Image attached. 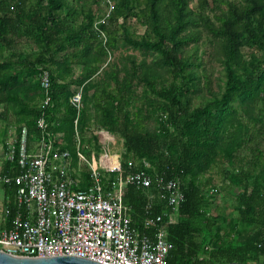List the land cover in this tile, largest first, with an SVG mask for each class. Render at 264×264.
<instances>
[{
  "label": "trees",
  "instance_id": "1",
  "mask_svg": "<svg viewBox=\"0 0 264 264\" xmlns=\"http://www.w3.org/2000/svg\"><path fill=\"white\" fill-rule=\"evenodd\" d=\"M77 1L0 0V140L12 118L39 137L45 71L47 132L76 165L69 100L82 88L77 129L82 149L94 145L88 159H99L101 129L122 140L125 177L146 162L152 178L182 184L178 220L164 231L174 247L167 264H264V0H102V14ZM207 63L221 68L216 91ZM7 168L19 174L16 163ZM14 194L6 186L10 208ZM220 195L234 198L235 216L215 205ZM124 203L140 226L146 192L128 183ZM165 210L157 202L151 216Z\"/></svg>",
  "mask_w": 264,
  "mask_h": 264
},
{
  "label": "built area",
  "instance_id": "2",
  "mask_svg": "<svg viewBox=\"0 0 264 264\" xmlns=\"http://www.w3.org/2000/svg\"><path fill=\"white\" fill-rule=\"evenodd\" d=\"M110 12L111 8L108 15ZM41 87L45 98L34 149H28L30 135L26 126H22L18 141L9 140L5 145V158L16 163L19 174L0 173V183L15 187L13 207L0 208V253L16 258L70 256L100 264H167L174 247L167 241L165 227L177 222L175 217L185 201L180 180L158 175L152 178L146 172L150 169L146 162L145 170L125 177L121 161L112 151L115 136L101 129L93 131L101 147L99 161L95 157L88 159L82 152L77 129L83 108L82 88H77L69 100L77 113L74 165L71 155L60 153L56 147L58 138L47 132V112L52 103L50 77L45 71ZM84 169L89 185L83 190ZM106 174L115 178L106 183ZM128 183L146 192V217L140 226L134 224L130 208L124 203V187ZM157 202L164 203L166 210L153 218L151 213ZM150 230L152 234L146 233Z\"/></svg>",
  "mask_w": 264,
  "mask_h": 264
},
{
  "label": "rangeland",
  "instance_id": "3",
  "mask_svg": "<svg viewBox=\"0 0 264 264\" xmlns=\"http://www.w3.org/2000/svg\"><path fill=\"white\" fill-rule=\"evenodd\" d=\"M67 1L69 2V4H72V5H77V3H78L77 0H67ZM229 1H234V0H229ZM78 6L83 7L85 9L90 8L96 14H102L105 11V5L103 4L102 0H83ZM192 7L194 9H196L195 4ZM134 29L136 30L138 36H142L145 33V29L136 23H135ZM121 51H123V50H119L116 55L119 56V53ZM136 55L138 57H141V54H139L138 52L136 53ZM113 61H114V58L112 59V62ZM206 68L210 72V75L212 77L211 78L212 79V85H213L214 90L216 91L217 89H219L218 85L223 84V81H220V79L222 77L220 75L221 68L218 65H210L209 63H207ZM76 90H77V88L74 89V91H76ZM139 92H141V89H139ZM90 137H91L90 134H88L87 138H90ZM114 138H115L116 144L114 147H112V151H113L114 155H116V158L119 159L120 161H122L123 160L122 155L124 154L123 142L119 137H114ZM88 149L94 151L95 150L94 145L92 144V146H88ZM88 149L86 151L84 149H82L83 154L87 155V152L89 151ZM87 158H89V157H87ZM94 159L98 160L97 157H95ZM103 168H107V166L104 165ZM103 173H106V171L103 170ZM214 203L218 207V209L221 210L224 214H226V215L228 214V215H232V216L236 215V211H235L236 202H235L234 198H232L231 195L217 196V199L215 200Z\"/></svg>",
  "mask_w": 264,
  "mask_h": 264
},
{
  "label": "crops",
  "instance_id": "4",
  "mask_svg": "<svg viewBox=\"0 0 264 264\" xmlns=\"http://www.w3.org/2000/svg\"><path fill=\"white\" fill-rule=\"evenodd\" d=\"M82 73V67L76 68L75 76L78 77ZM77 87H73L72 91ZM12 118V117H11ZM4 125H2V129ZM20 135V127L15 125L13 118L11 119V124L7 126V133L5 139L0 140V173L4 175H13L12 171H8L7 169V160H6V143L9 140H16L18 141ZM28 149L31 152L34 149L35 145V138L33 136L29 137ZM9 187V186H8ZM6 205V186L0 183V208ZM178 220V215L176 217Z\"/></svg>",
  "mask_w": 264,
  "mask_h": 264
},
{
  "label": "water",
  "instance_id": "5",
  "mask_svg": "<svg viewBox=\"0 0 264 264\" xmlns=\"http://www.w3.org/2000/svg\"><path fill=\"white\" fill-rule=\"evenodd\" d=\"M0 264H100L94 261L70 256L46 258H16L0 253Z\"/></svg>",
  "mask_w": 264,
  "mask_h": 264
}]
</instances>
